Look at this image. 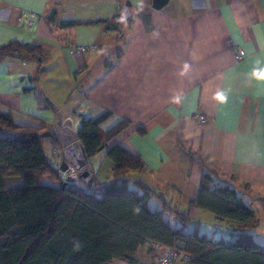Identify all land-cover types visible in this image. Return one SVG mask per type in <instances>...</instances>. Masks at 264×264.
Here are the masks:
<instances>
[{"label":"crops","instance_id":"crops-1","mask_svg":"<svg viewBox=\"0 0 264 264\" xmlns=\"http://www.w3.org/2000/svg\"><path fill=\"white\" fill-rule=\"evenodd\" d=\"M150 2L0 0V45L18 40L39 44L47 53L40 71L35 62L0 61V112L10 113L16 125L49 129L57 113L46 107L39 94L43 89L63 117L71 119L74 130L83 118L104 112L110 114L100 124L102 132L129 120L88 158L93 179L110 176L113 162L105 153L120 144L144 162V168L131 175L187 215L184 233L218 238L227 235L230 224L192 202L204 169L214 170L219 180L234 187L256 217L264 215V0H169L159 10ZM122 3L128 6L123 15L133 17L122 34L99 23L58 25L63 20L110 19ZM148 7L150 30L140 17ZM53 11L55 19L49 21ZM30 12L36 18L21 23V16ZM79 46L86 51H71ZM236 46L245 51L242 58ZM198 115L205 123H198ZM42 147L56 168L63 158L59 143L42 137ZM39 182L58 184L50 175ZM3 183L6 189L24 184L15 176H5ZM149 205L159 209L161 200L152 197ZM163 216L171 226H180L171 211ZM258 221L252 230L262 244L264 226L258 229ZM214 225L225 227L218 232ZM145 247L149 243L138 249L133 264L153 263L154 254L140 259Z\"/></svg>","mask_w":264,"mask_h":264},{"label":"trees","instance_id":"trees-1","mask_svg":"<svg viewBox=\"0 0 264 264\" xmlns=\"http://www.w3.org/2000/svg\"><path fill=\"white\" fill-rule=\"evenodd\" d=\"M126 8L122 3L110 19L63 20L58 25L71 28L99 23L105 30L122 34L133 21L131 15H123ZM149 9L140 13L147 30L151 28ZM55 16L53 11L48 20ZM46 55L39 44L10 40L0 45V61L17 58L35 62L38 71ZM109 114L81 121L78 138L88 158L130 123L122 119L102 132L100 124ZM45 130L44 125H16L10 113L0 112V264H112L117 260L133 264L138 249L151 242L166 246L179 243L180 250L189 256L181 264H264V244L249 232L259 222L255 210L234 187L219 180L214 170H203L197 199L192 202L229 223L231 230L228 236L218 238L197 231L188 235L183 232L187 215L172 209L161 194L131 175L144 168L140 156L114 145L105 153L113 162L106 180L93 179L91 187L81 179L77 181L81 185L71 182L62 186L64 181L58 179L54 162L42 147L41 133ZM44 175L57 180V186L40 184ZM5 176L19 177L24 184L6 189ZM152 197L161 200V208L150 207ZM165 211L175 214L179 227L164 219Z\"/></svg>","mask_w":264,"mask_h":264},{"label":"water","instance_id":"water-1","mask_svg":"<svg viewBox=\"0 0 264 264\" xmlns=\"http://www.w3.org/2000/svg\"><path fill=\"white\" fill-rule=\"evenodd\" d=\"M168 2L169 0H151V8L155 10L162 9ZM127 5H129L128 2ZM39 94L57 113L56 121L49 129L42 132L41 136L53 137L59 143L63 153V159L59 164L60 170H65L68 165L75 168V172L66 176L62 186H65L67 183L77 182L81 179L85 185L91 187L93 184V170L92 167L88 165V156L83 143L78 138V131L73 129L71 119L63 117V114L58 110L54 102L44 93L43 89H39Z\"/></svg>","mask_w":264,"mask_h":264},{"label":"built area","instance_id":"built-area-1","mask_svg":"<svg viewBox=\"0 0 264 264\" xmlns=\"http://www.w3.org/2000/svg\"><path fill=\"white\" fill-rule=\"evenodd\" d=\"M34 18H36V15L34 13H31V12L25 13L21 16L20 21L21 23L29 24L31 19H34ZM86 49H87L86 46H79L74 49H71V51L76 52V53H82L86 51ZM234 51L236 55L238 56V58H242L245 55V51L239 46H236ZM197 120L199 124H203L205 123L206 118L203 115H198ZM56 169H57V177L59 180H62V181L65 180L68 174L75 172V168L71 165H68L67 168L63 171L60 170L59 163H57ZM149 245L155 251V259L152 264H173L178 259H180V261L183 262L189 257L187 253L180 250L179 243L174 244L172 246H166L160 243L151 242L149 243Z\"/></svg>","mask_w":264,"mask_h":264},{"label":"rangeland","instance_id":"rangeland-1","mask_svg":"<svg viewBox=\"0 0 264 264\" xmlns=\"http://www.w3.org/2000/svg\"><path fill=\"white\" fill-rule=\"evenodd\" d=\"M150 4H151V2H150ZM31 13H33V12H31ZM115 54L116 53H114L113 54V57H115ZM112 57V58H113ZM112 58H111V60H112ZM109 60V59H108ZM48 150V149H47ZM60 153L62 154V157H63V153H62V151H60ZM63 159V158H62ZM60 164V163H59ZM257 218L260 220V225H259V228L258 229H260V228H262L263 226H264V215L262 214V213H260V214H258L257 215ZM209 226H211V225H209ZM217 225H214V230H217L218 232H219V230H224V227L225 226H218V227H216ZM252 235H253V237H254V239L256 240V241H258V242H260L259 240H260V238L259 237H256V231H253V230H250L249 231ZM228 236V235H227ZM262 244H264V243H262ZM140 254H139V256H140V259L143 257L142 256V254L143 255H155V251L152 253L151 252V250L149 249V248H147V247H145V248H143V249H141L140 251ZM182 263V261H180V259H178L176 262H174L173 264H181Z\"/></svg>","mask_w":264,"mask_h":264}]
</instances>
